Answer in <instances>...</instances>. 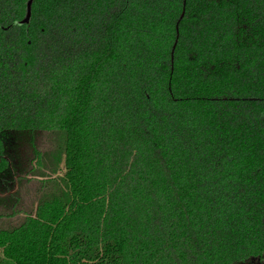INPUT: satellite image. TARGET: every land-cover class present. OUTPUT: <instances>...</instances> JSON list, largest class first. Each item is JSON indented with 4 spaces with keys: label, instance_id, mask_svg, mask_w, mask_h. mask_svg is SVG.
<instances>
[{
    "label": "trees",
    "instance_id": "trees-1",
    "mask_svg": "<svg viewBox=\"0 0 264 264\" xmlns=\"http://www.w3.org/2000/svg\"><path fill=\"white\" fill-rule=\"evenodd\" d=\"M27 3L0 0V264H264V0L4 29Z\"/></svg>",
    "mask_w": 264,
    "mask_h": 264
},
{
    "label": "water",
    "instance_id": "water-1",
    "mask_svg": "<svg viewBox=\"0 0 264 264\" xmlns=\"http://www.w3.org/2000/svg\"><path fill=\"white\" fill-rule=\"evenodd\" d=\"M35 0H28V3H27V13H26V16L22 19V20H19V21H15L13 22L11 25L5 27L4 29L6 30H10L11 28L17 26V25H24V24H27L30 22V19H31V16H32V6H33V2Z\"/></svg>",
    "mask_w": 264,
    "mask_h": 264
},
{
    "label": "flooded vegetation",
    "instance_id": "flooded-vegetation-1",
    "mask_svg": "<svg viewBox=\"0 0 264 264\" xmlns=\"http://www.w3.org/2000/svg\"><path fill=\"white\" fill-rule=\"evenodd\" d=\"M1 184H2V181L0 180V189H1ZM3 187V186H2ZM9 193H0V197H6Z\"/></svg>",
    "mask_w": 264,
    "mask_h": 264
}]
</instances>
